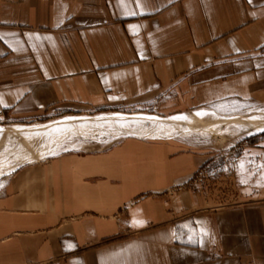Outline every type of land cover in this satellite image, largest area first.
<instances>
[{
  "label": "crops",
  "instance_id": "crops-1",
  "mask_svg": "<svg viewBox=\"0 0 264 264\" xmlns=\"http://www.w3.org/2000/svg\"><path fill=\"white\" fill-rule=\"evenodd\" d=\"M254 108L264 0H0V264H264V135L133 120Z\"/></svg>",
  "mask_w": 264,
  "mask_h": 264
},
{
  "label": "bare ground",
  "instance_id": "bare-ground-1",
  "mask_svg": "<svg viewBox=\"0 0 264 264\" xmlns=\"http://www.w3.org/2000/svg\"><path fill=\"white\" fill-rule=\"evenodd\" d=\"M252 114V113H251ZM213 117V115H212ZM216 117V116H215ZM121 120V119H119ZM134 121H140L142 120L143 123H146L145 125L153 126V132L152 134H155V132L163 133L164 130H167L162 127H169L176 130H181V127H186L188 130V127L197 128L198 131L202 134L206 135H212L220 133H231V134H237V127L242 128V135H253L258 134L261 132H264V110H260L257 114H252L248 116H234L231 118H213V119H206L205 115H191L189 117H186V119H171V120H165V119H157L150 116H139L133 118ZM129 124V122H126ZM133 123V122H131ZM135 123V122H134ZM116 124H122L124 125L125 122H116ZM126 125V124H125ZM124 125V126H125ZM135 125V124H134ZM133 126V125H132ZM196 129V130H197ZM1 130V129H0ZM11 130H1L3 134L5 135H12L10 134ZM16 133L21 134L20 131H14ZM190 132V131H188ZM157 135V134H156Z\"/></svg>",
  "mask_w": 264,
  "mask_h": 264
},
{
  "label": "rangeland",
  "instance_id": "rangeland-1",
  "mask_svg": "<svg viewBox=\"0 0 264 264\" xmlns=\"http://www.w3.org/2000/svg\"><path fill=\"white\" fill-rule=\"evenodd\" d=\"M260 110L262 111V110H264V108H254V109H250V110L245 111V112H241L239 114H243V116H248V115H252V114H257L258 112H260ZM200 113H205V118L208 120L215 118L214 115L212 117V114H209L207 111H204V112L202 111ZM211 113H213V112H211ZM213 114H215V113H213ZM216 116L223 117L221 115H216ZM183 117H187V116H183ZM186 127H181V130L184 133L187 130ZM140 130L143 134H146V135L151 134V128L149 125H144L143 128H141ZM241 131H242V128L237 127V132H238L237 134L220 133L219 132L220 137H217V134L205 136V134H202L199 132H193V131H192V134L200 135V137L198 139L200 141L207 140L208 148L210 150L216 151L218 154L227 153L231 150L234 152L233 154H236L242 150V148H241L242 140H244V138L249 137V136L246 137L247 136L246 134L242 135ZM173 132H175L176 134L178 133V131H176V130H174ZM257 135H264V133L257 134ZM250 136H252V135H250ZM0 138H3V136H0ZM4 139H6V137H4ZM0 149H1V147H0ZM222 160H223V158L221 159V161ZM232 161H233L232 159L227 160V163H230L229 167L228 166L222 167V165L220 163H218L214 166L213 165L210 166V168L208 169V172H206V173L204 172L203 178L204 179L207 178L209 181L212 182V184H209L210 186L208 187L207 193H211V195L215 194L214 189H216V187L214 184H215L216 180H219L220 177H222V175H224V176L226 175V177H229V176H227V173L228 174L231 173V167H232L231 162ZM223 163H226V162L223 161ZM229 191H231V190H229ZM227 195H229V197L232 196L231 192H229ZM226 198H227V196H224V200H226ZM227 200L230 201L231 199H227Z\"/></svg>",
  "mask_w": 264,
  "mask_h": 264
},
{
  "label": "snow or ice",
  "instance_id": "snow-or-ice-1",
  "mask_svg": "<svg viewBox=\"0 0 264 264\" xmlns=\"http://www.w3.org/2000/svg\"><path fill=\"white\" fill-rule=\"evenodd\" d=\"M137 7H140V4H139V2H137ZM129 15H135V13L134 12H129L128 13ZM130 28H134V27H136V26H134V25H130L129 26ZM203 113H198V115H202ZM175 118H177V119H186V117H183V116H180V117H175ZM70 119V118H69ZM262 167H264V166H262ZM134 225H136V224H139V223H142V221H138V220H133V222H132ZM206 234V232H205V230L202 228L201 229V235L203 236V235H205ZM201 243H203V241H201Z\"/></svg>",
  "mask_w": 264,
  "mask_h": 264
},
{
  "label": "built area",
  "instance_id": "built-area-1",
  "mask_svg": "<svg viewBox=\"0 0 264 264\" xmlns=\"http://www.w3.org/2000/svg\"><path fill=\"white\" fill-rule=\"evenodd\" d=\"M249 264H255V262H251V263H249Z\"/></svg>",
  "mask_w": 264,
  "mask_h": 264
}]
</instances>
